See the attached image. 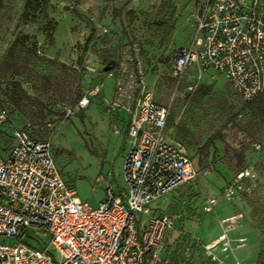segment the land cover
Masks as SVG:
<instances>
[{
  "label": "rangeland",
  "instance_id": "rangeland-1",
  "mask_svg": "<svg viewBox=\"0 0 264 264\" xmlns=\"http://www.w3.org/2000/svg\"><path fill=\"white\" fill-rule=\"evenodd\" d=\"M203 1L49 0L46 10L24 23L21 15L26 0H6L0 10V61L10 45L23 37L28 45H36L40 61L33 64L31 73L18 78L30 96L24 103L10 99L9 78L0 80V114L6 115L0 126V156L9 155L15 129L39 133L53 142L56 166L80 200L98 207L106 185L123 189L122 160L129 143L119 120L127 115L108 111L114 79L107 76L109 65L101 53L113 51L127 39L138 41L144 51L149 90L171 109L167 138L189 154L198 172L196 179L151 205L176 218L161 259L153 264H211L203 245L221 234L220 219L234 212L245 216L233 233L248 239L247 247L239 252L242 264H264V117L254 119L227 78L213 69H190L179 84L171 78L174 51L193 41ZM50 20L57 23L53 40L45 31ZM43 59L76 69L78 75L74 73L71 82L77 92L104 83L103 94L61 125L58 105L73 103L76 93L60 99L49 91L40 75L58 80L62 74ZM206 88L209 94L202 95ZM38 100L47 105L46 120L40 117ZM33 113L39 116L32 117ZM46 121L55 129L49 130ZM248 128L256 130L253 137L246 133ZM214 135L219 138L205 146ZM257 142L262 144L260 151L255 149ZM240 154L244 168H252L256 175L242 182L238 199L227 202L223 192L239 170ZM208 197L217 200L214 213L203 210ZM42 239L49 242L51 237Z\"/></svg>",
  "mask_w": 264,
  "mask_h": 264
},
{
  "label": "built area",
  "instance_id": "built-area-1",
  "mask_svg": "<svg viewBox=\"0 0 264 264\" xmlns=\"http://www.w3.org/2000/svg\"><path fill=\"white\" fill-rule=\"evenodd\" d=\"M196 67L223 74L244 102L264 92L261 0L203 1L193 41L174 51L171 76L179 84ZM147 73L141 44L122 41L119 60L107 75L114 79L107 108L128 116L125 187L106 185L98 207L80 200L65 182L50 139L14 130L9 155L0 156V264H153L161 259L176 218L151 205L196 179L198 172L189 154L168 140L171 109L149 90ZM104 88L97 83L76 102H60V124L87 109ZM5 122L6 115L0 114V126ZM47 126L55 129L51 122ZM255 149L260 151L262 144L255 143ZM255 175L252 168L238 171L224 189L226 201L238 199L242 182ZM216 205V198L208 197L203 210L214 213ZM244 219L242 212L220 219L221 234L203 245L211 264L244 262L239 252L248 239L233 234ZM44 235L51 237L49 242Z\"/></svg>",
  "mask_w": 264,
  "mask_h": 264
},
{
  "label": "trees",
  "instance_id": "trees-1",
  "mask_svg": "<svg viewBox=\"0 0 264 264\" xmlns=\"http://www.w3.org/2000/svg\"><path fill=\"white\" fill-rule=\"evenodd\" d=\"M77 1H81V0H77ZM5 2L6 0H0V10L4 8ZM48 5H49V0H26L24 5V10L21 15V20L24 23L31 22L38 13L46 10L48 8ZM261 7L264 9V6L262 5V1H261ZM73 10L77 12L76 8H74ZM56 24L57 23L55 20H50L45 27L47 36L50 37L52 40H53V34L56 28ZM128 40L131 39H127L125 41ZM26 41H27V37L16 39L6 50L4 56L0 61V80L8 79V78L11 80L10 83L8 84V86H10L9 91L11 92L10 99L17 104L19 102L24 103V100L26 98L30 99V96L22 88L21 82L19 81L18 78L24 77L27 74L31 73L32 70H34L33 64L36 65L40 61V56L38 55L36 45L33 44L28 45ZM119 57H120V44L113 51L104 50L103 53H101V58L104 60V62L107 65H109V69H112L117 64ZM42 61H44L51 67L58 68L60 70V73L62 74V78H59L58 80L53 79L51 75H40V77L44 80V85H48V87L50 88L49 91L55 93V96L60 99H66L70 96H74L76 93L75 95L76 99L73 101V103L76 102V100L79 99L81 96V91L77 92L75 89H72L71 81L73 74L74 73L76 74L77 70L74 68H68L66 65L52 61L50 59H43ZM208 94H209V89L206 88V91H204L202 95H208ZM243 103H244V109L248 110L251 113V115L254 117V119L264 117V92L261 93L254 101L249 103L243 101ZM36 106L40 108L41 111L40 117L43 118V120H46L47 114H45L44 112L47 109V105H45L42 100H38ZM48 115H52V113H49ZM34 116L38 117L39 115L37 114L32 115V117ZM46 123L49 122L46 121ZM170 124L172 123H170L169 121L168 125ZM247 126L249 127V125ZM242 130L245 131V129ZM255 132L256 130L254 131L251 128L246 129V133L251 137L254 136ZM30 134L39 139H47L43 135H39V133L38 135L32 133ZM218 138L219 135L212 136L211 139L208 141L207 145L205 146H209L210 144L214 143V141ZM238 162H239L238 171L245 169L243 154H240L238 156Z\"/></svg>",
  "mask_w": 264,
  "mask_h": 264
},
{
  "label": "crops",
  "instance_id": "crops-1",
  "mask_svg": "<svg viewBox=\"0 0 264 264\" xmlns=\"http://www.w3.org/2000/svg\"><path fill=\"white\" fill-rule=\"evenodd\" d=\"M112 96V95H111ZM119 113H123V112H119ZM123 114H125V115H127L126 113H123ZM127 118H128V116L126 117V118H121L120 119V117L118 118V119H120L119 121L123 124V127H124V131H125V126H126V124H127ZM123 131V130H122Z\"/></svg>",
  "mask_w": 264,
  "mask_h": 264
}]
</instances>
